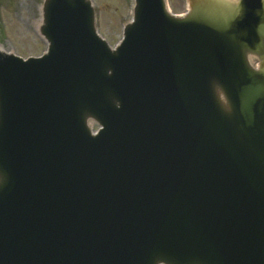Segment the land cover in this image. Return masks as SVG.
<instances>
[{"label": "water", "instance_id": "water-1", "mask_svg": "<svg viewBox=\"0 0 264 264\" xmlns=\"http://www.w3.org/2000/svg\"><path fill=\"white\" fill-rule=\"evenodd\" d=\"M188 6L110 49L44 0L47 52L0 50V264H264V0Z\"/></svg>", "mask_w": 264, "mask_h": 264}, {"label": "rangeland", "instance_id": "rangeland-1", "mask_svg": "<svg viewBox=\"0 0 264 264\" xmlns=\"http://www.w3.org/2000/svg\"><path fill=\"white\" fill-rule=\"evenodd\" d=\"M175 14H184L185 0H166ZM43 0H0V45L6 52L22 58L39 56L46 49L40 35ZM95 27L113 47L121 38L123 23L130 19L133 0H92ZM35 21L37 24L35 25ZM96 129V124L91 125Z\"/></svg>", "mask_w": 264, "mask_h": 264}, {"label": "bare ground", "instance_id": "bare-ground-1", "mask_svg": "<svg viewBox=\"0 0 264 264\" xmlns=\"http://www.w3.org/2000/svg\"><path fill=\"white\" fill-rule=\"evenodd\" d=\"M37 24V21H35V25ZM3 49V48H2ZM4 50V49H3Z\"/></svg>", "mask_w": 264, "mask_h": 264}]
</instances>
